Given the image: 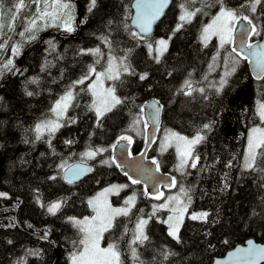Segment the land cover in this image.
<instances>
[{
	"label": "trees",
	"instance_id": "1",
	"mask_svg": "<svg viewBox=\"0 0 264 264\" xmlns=\"http://www.w3.org/2000/svg\"><path fill=\"white\" fill-rule=\"evenodd\" d=\"M19 1L1 2L0 43L4 49L0 50V83L12 73L25 47L34 40L32 36L36 39L52 29L65 34L77 30L73 0H63L70 7L60 13V22L42 23L35 34L26 29L32 20L37 21V5L34 0H24V4L29 1L27 9L17 12ZM132 1L96 0L95 7H91V0H83L86 24L80 34L76 38L45 37L28 51L20 74L0 91V193L5 194L0 196V206L17 205L18 221L24 228L38 233L49 231L61 253L54 264H68V254L80 245V235L71 218L92 213L88 198L99 189L127 182L126 176L114 169L113 146L121 136H128L135 139L136 148H142L143 108L149 99L156 98L162 104L163 128L204 137L193 149V157H199L196 167H191L192 159L180 181L191 197L189 211L204 210L208 217H187L178 240L169 235L163 222L152 217L148 239L133 244L132 227L148 205L140 196L129 215L115 220L106 241L117 246L122 264H212L215 257L248 238L264 242V155L257 156L255 169L243 167L248 131L260 123L256 106L264 100V76L256 79L248 60L230 46L219 50L215 39L209 44L202 42L204 26L220 10L217 0H173L154 32L143 39L130 34L136 32L130 26ZM222 2L239 16L252 19L259 32L253 40L260 38L264 32V0L256 6L255 13L250 10L251 0ZM181 4L188 11H200L176 30ZM23 12L28 14L27 24L25 16L20 21ZM9 18L8 25H4ZM66 21L73 31L65 30ZM21 30L24 35H17ZM170 35V46L157 62L148 45ZM13 47H18L19 52L13 53ZM96 49L99 54L91 51ZM110 57L122 62L114 82L121 103L97 118L88 89L93 76L83 84L74 82L88 73L89 66L103 69ZM218 59L220 66L213 68ZM229 66L234 72L223 90L218 91V78L223 70L229 73ZM185 81L190 82L191 89L185 87ZM69 89H74L75 98L61 128L37 139L36 124L49 118L55 102ZM189 91L191 94H186ZM205 124L210 128L205 129ZM261 125L264 127V121ZM157 150L156 143L151 154L158 156L164 172L174 175L173 149ZM88 151L97 154L84 156ZM77 161L93 162L96 168L82 180L68 182L59 165L67 167ZM140 186L131 184L128 191L140 195ZM57 202L60 208L50 213L49 205ZM143 213L145 217L150 215ZM14 214V209L0 211V264H51L57 252L53 243L20 230Z\"/></svg>",
	"mask_w": 264,
	"mask_h": 264
},
{
	"label": "snow or ice",
	"instance_id": "2",
	"mask_svg": "<svg viewBox=\"0 0 264 264\" xmlns=\"http://www.w3.org/2000/svg\"><path fill=\"white\" fill-rule=\"evenodd\" d=\"M34 2L37 5L36 13H37V19L43 20L45 18H51L52 21H55L60 13L68 9L70 5L68 3H64L63 0H51V3H49V0H34ZM41 2H43V7L41 8ZM218 3H220V10L218 15L214 18L212 24L208 25L203 29V34L201 39L207 43L209 38L212 35H218L220 37L221 45L225 43H229L232 40V32L233 27L232 25L239 22V20H244L247 22L246 26L243 28V31L245 33H248L250 31L251 34L258 35L259 32L257 30V27L255 24H253L252 19H250L248 16H237V12L233 9L227 8L223 5L222 0H217ZM261 3V0H251L250 3V10L255 13L256 12V6ZM168 0H136L135 8H136V17L133 20V23L137 26L139 29V32H132L130 33L133 38H140L143 39L144 37L141 35L150 33L152 30L153 23L159 19V17L163 14L164 8L167 6ZM96 0H91V7H95ZM24 6L23 0H20V3L17 5L18 8H22ZM182 14L179 16V20L182 22L181 24L177 25V29L179 30L180 27H182L183 22H190L191 18L196 14L197 11H200V9H196V11H188V9L184 6V4H181ZM91 10V8L89 9ZM36 24V20L31 21L32 27H34ZM64 28L66 31L71 32L73 31V28L71 26L70 22L64 23ZM250 26V27H249ZM27 31H31L32 28L26 29ZM20 35H24L23 32L20 33ZM31 39H35V36H32ZM156 59L157 62H159V57L163 54L164 51L167 50L168 41L165 39H160L156 41ZM2 47V45H0ZM149 51L151 52L153 49L152 44L148 45ZM242 49L245 51L247 49H252L251 52H249L245 59L251 58L250 62H254L256 68L259 70L260 74H264V45H257L255 48H253L252 44H247L246 47L242 44ZM13 53H18L19 48L13 47L12 49ZM93 51V54H99V49L91 50ZM233 52H236V49H232ZM239 55V53H238ZM12 63L11 60L8 61V64L10 65ZM7 66V65H6ZM125 71L128 69L125 68ZM234 70V69H233ZM96 70L94 67L89 66L88 73L83 76L81 79L75 81V84H83L85 80L89 79V76L94 73ZM113 67L111 62L109 63V67L106 70L107 78L108 79H118L119 73L117 72L115 75L112 74ZM106 73H96L97 81L100 82L101 77L105 76ZM141 79H145V76H141ZM225 81H221V86ZM91 90L93 96L98 97V101H94L92 108L95 110L97 118L102 117L105 112L110 111L111 107H113L116 104L121 103L120 99L117 98L114 95V90L109 88L105 90V92L99 93L96 91L95 85H91ZM185 87L188 89H191V84L189 81H185ZM201 92H203V89H200ZM28 95H32L31 92L27 93ZM186 94H191V91H189ZM73 99V92L69 89L66 91V93L61 96L55 103L54 107L51 109L52 113L55 114L57 117V120H48L42 123H38L35 126V131L37 133V139H40V134L47 130L49 133H54L61 125L58 123L59 118L67 111L68 107L71 104V101ZM260 116L262 119H264V105L260 106ZM159 108H156V113L158 114ZM205 129L210 128L209 124H205L203 126ZM171 138L175 139L177 141V152L179 153L181 157V164L180 167L183 168L184 165L187 163L189 159H193V163L191 164V167H196V161L199 159V157H193V148L196 144L200 143L204 137L200 135L199 133L194 136L192 139H188L187 137L180 136L177 133H171ZM121 140H127L129 143H131V138L128 136H121ZM67 143H71V141H67ZM258 150H264V130L254 128L252 129V134L248 137V146H247V154L245 156V163L244 167L247 169H255L256 168V161L258 155H264V151ZM97 151H103V149H99ZM97 154V152L94 151H88L85 152L83 155L87 156L89 158L94 157ZM155 164L156 162L153 161ZM230 166V165H229ZM59 167L61 169H64L67 173L69 170H71V178L67 175L65 176L66 179L71 182L73 178H78L81 174V170L79 168H73L72 166H68L67 169H65L64 164H60ZM158 170V165H157ZM55 179V177H52ZM139 181L133 180L132 183H138ZM172 184H175V180H172ZM107 191H111V189H106ZM182 192H184L185 195H187V192L185 190L181 189ZM5 195L4 193H0V196ZM103 195V194H101ZM163 195L162 193L155 195L156 199H160V196ZM168 200H176L178 204L182 203L178 197H168ZM189 203L191 202V197H188ZM133 202V199L130 198L127 203L131 204ZM89 204L93 206L94 210H96V216L92 218V221H89L87 218L85 220H73L74 225H76L79 230L84 234L83 238L80 240V244L83 246V250L78 254H74L72 256V264H121L120 260V252L115 244H109L107 248H101L99 246V240L101 233L106 231L108 228L112 225L111 217L113 215H127L129 209H110V210H102L99 207L98 199L96 201L90 200ZM165 208L167 207V203L156 206L154 205V213L157 208ZM60 208V203H53L48 207V211L50 213H55ZM173 211H176L175 209ZM187 211V205H184L182 209H180V215L177 217L178 220H182L184 212ZM153 213V214H154ZM208 217L207 212H201V213H194L191 215V219L193 220H206ZM173 217H169V221H172ZM94 221H98V223H94ZM147 224V220H139V222L136 225V234L134 236V239L131 243H136L137 241H143L147 240L148 237L144 234V226ZM178 231L179 227L178 225H172L169 226V235L172 236L175 239H179L178 237ZM249 247L247 249H237L236 252L230 254V259H236L238 261H242L243 264H253V261L257 258L264 259V248H256L251 241L248 242ZM133 257H136V251L135 249H132ZM219 264V262H218Z\"/></svg>",
	"mask_w": 264,
	"mask_h": 264
},
{
	"label": "rangeland",
	"instance_id": "3",
	"mask_svg": "<svg viewBox=\"0 0 264 264\" xmlns=\"http://www.w3.org/2000/svg\"><path fill=\"white\" fill-rule=\"evenodd\" d=\"M2 1H3V0H0V28H1V26H2V12H3V11L1 10V9H2V6H1V2H2ZM19 3H20V1L16 4V8H15V11H17V12L23 10V8H24V6H25V4H24V6H23L22 8H18L17 5H18ZM23 3H24V0H23ZM17 12H16V13H17ZM218 13H219V12H218ZM218 13H217L216 15H214V16L210 19V21L204 26V28L207 27L208 25L212 24L214 18L218 15ZM70 14H71V11H68V15H67L68 18H69V15H70ZM24 16H25V17H24ZM237 16L240 17L238 14H237ZM23 17H24V23H26V22H27L26 20L28 19V14H25V12H23V14H22V16H21V18H20V21H21V19H22ZM193 17H194V16H193ZM193 17L191 18V20L193 19ZM68 18H67V21H68ZM10 19H11V18H9L8 20H6V22H5L4 25H8V22L10 21ZM20 21H19V22H20ZM241 21H244V20H239V22H241ZM12 22H13V20L11 21V26H12V28H13V24H12ZM55 22H60V18L58 17L55 21H52L51 18H45V19H43V20L37 19L35 26L32 27V25H30V28H32L31 31L33 32V34H35V33L38 31V29L41 28L40 24H42V23L53 24V23H55ZM239 22H237V23H235V24L232 25V27H233L234 30H233V32H232V40H231V42H229V43H225V44L221 45L220 37H219L218 35H212V36L209 38V40L207 41L206 44H209L211 41H213V40L215 39L216 42H217V44H218V49H219V50H222L223 48L228 47V46H230V47L233 49L234 34H235V30H236V28H237ZM181 23H182V22L180 21L179 24H181ZM26 24H27V23H26ZM38 25H39V26H38ZM26 28H27V26H26ZM204 28H203V29H204ZM16 29H17V28H16ZM16 29L14 30V32H13L12 35L10 36L9 43H10V41L12 40V37H13V35H14ZM176 29H177V27H176ZM22 31H23V30H21L20 33H21ZM20 33H19V31H18L17 35L20 34ZM202 34H203V31H202ZM202 34H201V37H202ZM171 38H172V35H170L168 38H159L158 40H160V39H165V40H167V41H168L167 49H168V47L170 46ZM16 39H17V38H15V40H16ZM158 40H157V41H158ZM201 40H202V39H201ZM202 42L205 44V42H204L203 40H202ZM9 43H8V44H9ZM0 45H1V43H0ZM152 46H153V49H152L151 52L154 53V54L157 56V53H156V51H155L156 46H157V45H156V42H155L154 45L152 44ZM3 49H4V46L2 45V47H0V50H3ZM166 51H167V50H166ZM166 51H164L163 54H164ZM163 54L159 57V59H161V57L163 56ZM2 55H3V52H2ZM2 55H1V57H2ZM218 60H219V59H218ZM110 62H111L112 67H113V72H112L113 75H115L117 72L120 74V72H121L122 62L119 61V60H117V59L114 58V57H110V59L108 60L106 66H105L103 69H101V70H96L94 73L91 74V75L93 76V78H92V80L90 81V83H89V85H88V89H89V91H90V93H91V96H92V104H93L94 101H98V97L93 96V94H92V90H91V87H90L91 85H95V87H96V91L99 92V93H102V94L105 92V90L111 88V89L114 90V95H115L117 98H119L118 95H117V93H116V91H115V87H114V82H115L116 79H108V78H107L106 70L108 69V67H109V63H110ZM219 66H220V60H219V62H218L217 64H213V68H218ZM228 69H230L229 73H227L225 70H223L224 73H222L221 76L218 78V84H219V85H218V88H217L218 91H222V90H223V88L225 87V85H226V83H227V81H228V78H229V77L233 74V72H234V70H233L234 68H233L232 66H229ZM96 73H106V74H105V76L101 77L100 82H98V81H97ZM222 80L225 81V83L223 84V86H221V81H222ZM71 91L73 92V99H72V101H71V104H72L73 101H74V98H75V91H74V89H73V90L71 89ZM65 93H66V92H65ZM65 93H64V94H65ZM64 94H63V95H64ZM63 95H62V96H63ZM55 103H56V102H55ZM71 104H70V106H71ZM54 105H55V104H54ZM116 105H117V104H116ZM116 105H114L113 107H111V110H112ZM261 105H264V100H263V101H260V102L257 104V106H256L258 119H260V122H263L264 119H262L261 116H260V111H261L260 106H261ZM70 106L68 107V109L70 108ZM53 107H54V106H53ZM68 109H67V111H68ZM111 110H110V111H111ZM67 111H66V112H65V113L59 118V120H58V123H59L61 126H62V121H63V119H64V118L66 117V115H67ZM94 111H95V110H94ZM108 112H109V111L105 112L104 115H105L106 113H108ZM95 113H96V112H95ZM143 118H144V123H145V130H144V133H145V135H144V141H145V139H146V134H147V129H148L149 126H148V123H147V121H146V119H145L144 116H143ZM48 120H54V121L57 120V117L55 116L54 113H52V111H51V113H50V115H49V118H48L47 120H43L42 122H45V121H48ZM42 122H40V123H42ZM61 126H60L56 131H58V130L61 128ZM254 128H258V129L264 130V127L261 126V125H253V126L250 127V129H249V131H248L247 144H246L245 153H244V158H243V167H244V163H245V156H246V154H247L248 137H249V135L252 134V129H254ZM56 131H55V132H56ZM55 132H54V133H55ZM54 133H49L47 130H44V131L40 134V136H43V135H46V134H48V135H52V134H54ZM171 133H177V134H179L180 136L187 137L188 139H192L194 136L197 135V134H196V135H194V136H187V135H185V134H182V133L177 132V131H175V130H173V129H170V128H163L162 131H161V133L159 134V138H157V149H158L157 151L162 152V151H163L164 149H166V148H171V149H173L174 156H175V165H174V172H175V174L173 175V179L175 180V184H173V186L170 187V188H162V189H160L159 192L157 193V194H160V193L163 194V195L160 196V199H156V198H155V195H157V194H155V195L152 197V199H150V196H152V194H151V193L146 189V187H144V186L140 189V191L137 192V193L140 194V195H137V194H134V193L128 191V189H129L128 187H130L128 183H123V184H122V183H111V184H109V185H107V186H105V187L99 189V190L96 191L91 197H89V198H88V204H89V201H90V200L96 201V200L98 199L99 207H100L102 210H110V209H125V208H127V209H129V211H128V214H129V213L131 212L132 208H133L134 206H136V204L138 203L140 196H143V198L145 199V201H147V203H148V205H147L146 207H144L142 213H140L141 218H139V220H141V219H143V220H147V224L144 226V234L147 236V227H148V224H149L150 219H151L152 217H156V219H157L158 221L163 222V223L167 226V228H168V233H169V226H170V224H172V225H178V227H179L178 237H180V230H181V227H182L184 221L186 220V218H187V217H190V218H191V215L194 214V213H201V212H206V211H204V210H197V211H193V212H190V211H189L190 203H189V201H188L187 186L185 185L184 182H181V181H180V178L184 175V172L186 171L187 166H188L189 162L192 161V159H189V160L187 161V163L184 165L183 168L180 167V164H181V157H180L179 153L177 152V141H176L175 139L171 138V136H170ZM200 135H202V134H200ZM124 141H127V140H124ZM127 142H128V141H127ZM196 145H197V144H196ZM196 145H195V146H196ZM195 146H194V147H195ZM193 149H194V148H193ZM258 152H259V150H258ZM153 161H154V160H153ZM244 168H245V167H244ZM246 169H247V168H246ZM106 189H111V191H107V192H106V191H105ZM181 189L185 190V192H187V195H185L184 192L181 191ZM101 194H103V195H101ZM170 196H171V197H178L179 200H180L182 203L178 204L176 200H171V201H169V200H168V197H170ZM130 198L133 199V202H132L131 204L127 203V201H129ZM165 203H167V207H165V208H159V207H158V208L155 210V213H154V208H153L154 205L159 206V205H162V204H165ZM52 204H53V203H52ZM50 205H51V204H50ZM50 205H49V206H50ZM184 205H187V211L184 212L183 217H182V220H178L177 217H179V215H180V209H182ZM89 207H90V209H91V211H92V213H91L90 215H87V216H84V217H80V218H76V217H74V218H71V221H72V222H73V220H81V221H83V220H85V218H87L89 221H92V218L95 217L97 213H96V210H94V208H93L92 205L89 204ZM174 209H175L176 211H173ZM56 212H57V211H56ZM143 212H145L146 214L149 213L150 215L147 216V217H145V216H144L145 214H144ZM153 213H154V214H153ZM128 214H127V215H128ZM120 216H125V215H123V214L113 215V216L111 217V220H112V225H111V227L108 228L106 231H104V232L101 233L100 240H99V246H100L101 248H107L109 244H114L111 240L105 242V236H106V233H107L110 229L113 228V226H114V224H115V220H116L118 217H120ZM169 217H173V220H172V221H169ZM139 220H138V222H139ZM197 220H200V219H197ZM138 222H137V223H138ZM94 223H98V221H94ZM137 223H136V225H137ZM73 224H74V223H73ZM76 228H77V230H78V232H79V235H80L79 240H81V239L83 238V235H84V234L79 230L78 227H76ZM132 232H133V236H135V234H136V226H135V229L133 228ZM171 237H172V236H171ZM172 238H173V237H172ZM174 239H175V238H174ZM132 241H133V240H132ZM132 241H131V242H132ZM143 241H144V240H143ZM138 242L141 243L142 241H137V243H138ZM82 250H83V246L80 244V245L78 246L77 249H75L74 251L70 252V253L68 254V256H67L68 264H72V256H73L74 254L78 255ZM120 260H121V257H120ZM121 264H122V263H121Z\"/></svg>",
	"mask_w": 264,
	"mask_h": 264
},
{
	"label": "water",
	"instance_id": "4",
	"mask_svg": "<svg viewBox=\"0 0 264 264\" xmlns=\"http://www.w3.org/2000/svg\"><path fill=\"white\" fill-rule=\"evenodd\" d=\"M73 1L76 3V5L78 7V17L76 19V24H77L76 33L65 34L59 30H56V29H52V30H49V31L42 33L36 40H34L28 46H26V48L23 51V54L19 58L18 63L15 66V68L13 69L12 73L10 75L6 76L2 80V82L0 83V91L5 87V85L9 81L16 78L20 74V72L23 69V60L25 59L28 51L32 47H34L35 45H37L38 43L43 41L45 37L50 36V35H57V36H60L63 38H76L80 34L82 27L86 24V18L83 15V3H82L83 0H73ZM172 2H173V0H168V4L164 8L163 14L159 17V19H157L153 23L151 32L147 33V34L142 33L141 35L143 37H148L154 32L155 26L163 18L166 11L171 6ZM135 4H136V0H133L131 3L132 15L130 18V26L136 32H139V29L133 23V20L136 17ZM246 24H247L246 21H241L238 24V26L235 30L234 44H233V47L236 49V51L240 52L244 57L249 52L252 51V49H247L246 51L244 49H242V44L246 47V45L248 44V41H249V37L251 35L250 31L248 33H245L243 31V28L246 26ZM252 45H253V48H255L257 45H264V32H263L261 38L255 42H253ZM250 60H251V58L248 59V65H249V68L251 70L252 75L256 79H261L264 76V74H260L259 70L256 68L254 62H250ZM156 108H159L158 114L156 113ZM144 115H145L146 120L149 124V128L147 130V142L145 143L144 151L136 157H130L129 156L130 144L126 141H121L116 145V147L113 151V156H114L115 161L119 165H121V166L124 165L127 167V173L133 179L144 184L145 187L148 189V191L151 194L155 195L159 192L161 187H166V188L168 187L169 188L173 185L172 184V177L170 176V174H164L159 169L157 170V164L156 163L154 164L152 160L146 161L147 151L151 147V145L153 144V141H154V139L158 133L160 123L162 121V104L160 103V101L156 98L149 99L144 105ZM68 166H72L73 168H79L81 170V174L79 175V177L73 178L71 180V182L82 180L87 175H89L93 170V167L90 163L81 162V161L74 162ZM68 166L65 169H67ZM0 169H1V160H0ZM63 175H64V178L66 175L71 178V175H72L71 170H69L67 173L65 172V170H63ZM65 180L69 182L68 179L65 178ZM12 207L15 210V214H14L15 224L17 226H19L25 232H29L33 235H36L39 238L50 240L54 245V249L57 251L56 257L52 261L51 264H54L55 262L59 261L61 253H60V251H58L57 243L54 240V238L51 236V233L47 230H44L43 232L38 233L35 230H28V229L24 228L23 226L20 225V223L18 221V206L13 205ZM249 241H251L252 244L256 248H264V242L258 241L254 238H248L244 242H240V243L236 244L235 246H233L231 249L227 250L224 255L215 257L212 264H218V262H219V264H243L242 261H238L236 259H230V254L236 252L237 249H241V248L247 249L249 247V244H248ZM253 264H264V259L257 258L253 261Z\"/></svg>",
	"mask_w": 264,
	"mask_h": 264
},
{
	"label": "flooded vegetation",
	"instance_id": "5",
	"mask_svg": "<svg viewBox=\"0 0 264 264\" xmlns=\"http://www.w3.org/2000/svg\"><path fill=\"white\" fill-rule=\"evenodd\" d=\"M253 36H254V34H251L250 35V37H249V41H248V44H252L253 42H255V41H257V40H253ZM261 36H262V34H261ZM260 36V37H261ZM264 87V86H263ZM163 120V119H162ZM259 121H260V119H259ZM163 123H162V121H161V123H160V127H159V130H158V133H157V136H156V138H155V140H154V143L152 144V146L151 147H153V146H155L156 145V143H157V138H159V134L161 133V131H162V129H163V125H162ZM256 125H261V122L259 123V124H256ZM262 126V125H261ZM131 138V137H130ZM146 138H147V134H146ZM121 141H124V140H118L115 144H114V146H113V151H114V149H115V147H116V145L119 143V142H121ZM127 142V141H126ZM129 143V142H128ZM135 143H136V141H135V139L134 138H131V143H129L130 144V146H129V156L130 157H136V156H138V155H140L143 151H144V148H145V143H146V139H145V141H144V145L142 146V148H140V149H138V148H136L135 147ZM151 149V148H150ZM150 149H148V151H147V154H146V161H149V160H154L155 162H156V164L158 165V169L162 172V173H164V174H170V176L172 177V179H173V175L171 174V173H169V172H164L163 170H162V165L159 163V161H158V156H156V155H153V154H151V151H150ZM171 148H166V149H164L163 150V152H165V151H168V150H170ZM112 159H113V161L115 162V170H116V172L117 173H120L121 175H123V176H126V178H127V182L126 183H128L129 184V186L131 185V184H136V186L137 185H141L140 186V189L144 186L145 187V185L144 184H142V183H140V182H138V183H132V181L133 180H135V179H133L128 173H127V167L126 166H121V165H119L116 161H115V159H114V156H112ZM86 163H90L91 165H92V167H93V170H95V168H96V165L93 163V162H86ZM102 169H104V167H102ZM92 170V171H93ZM92 173V172H91ZM90 173V174H91ZM88 176V175H87ZM86 176V177H87ZM99 180H100V178H99ZM173 186V185H172ZM171 186V187H172ZM162 188H165V187H161L160 189H162ZM154 196V195H153ZM153 196H150V199H152V197ZM147 202V201H146ZM13 209V207L11 206V205H9V206H0V211L1 210H6V209ZM135 208V206L132 208V210ZM132 210H131V212H132ZM130 212V213H131ZM129 213V214H130ZM128 214V215H129ZM125 216H127V215H125ZM17 226V225H16ZM135 226H136V224L132 227V230H133V228L135 229ZM20 230H22L19 226H17ZM111 230V229H110ZM109 230V231H110ZM132 230H131V235L133 236V232H132ZM24 231V230H23ZM43 230H41L39 233H41ZM108 233V232H107ZM107 233H106V235H107ZM133 239H134V236H133ZM132 239V240H133ZM105 242H106V236H105Z\"/></svg>",
	"mask_w": 264,
	"mask_h": 264
},
{
	"label": "bare ground",
	"instance_id": "6",
	"mask_svg": "<svg viewBox=\"0 0 264 264\" xmlns=\"http://www.w3.org/2000/svg\"><path fill=\"white\" fill-rule=\"evenodd\" d=\"M28 4H29V1L25 4L23 10H26V9H27ZM76 7H77V5H76ZM77 17H78V7H77ZM76 19H77V18H76ZM0 59H1V57H0ZM28 230H29V229H28ZM62 236H63V235H62Z\"/></svg>",
	"mask_w": 264,
	"mask_h": 264
}]
</instances>
